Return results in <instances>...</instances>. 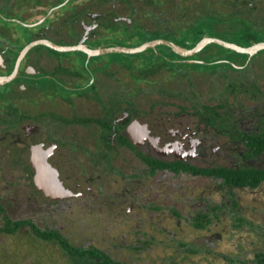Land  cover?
<instances>
[{
    "label": "rangeland",
    "instance_id": "obj_1",
    "mask_svg": "<svg viewBox=\"0 0 264 264\" xmlns=\"http://www.w3.org/2000/svg\"><path fill=\"white\" fill-rule=\"evenodd\" d=\"M156 1L158 5L154 4ZM173 4L187 5L188 0H127L123 5L118 0H91V10L130 17L132 22L153 31L187 23L189 16L173 12ZM252 4L258 7L256 15L264 28V0H253ZM42 10L28 6L24 14L39 17ZM125 26L121 23L117 28ZM102 32L104 35L105 31ZM105 38L118 42V46L137 45L134 40H116L109 34ZM218 51H208L203 56L216 58ZM149 55L146 51L92 58L132 62L122 68L125 88H132V76L138 75L134 83L143 96L142 105L148 103V92L152 91L156 103L166 100L172 115L192 127H205L209 121L224 124L230 132L232 128H250L255 132L262 127L264 51L238 64L228 60L222 64L221 60L212 62L217 67L205 66L211 63L203 60L202 64L176 60L184 65L177 70L160 62L152 64ZM226 64L242 68L228 69ZM230 85L235 91L229 89ZM220 104L223 107L217 108V115L202 110L204 105ZM182 112L189 115L181 116ZM4 156L2 152L0 191H6L8 196L10 218L29 219L41 230L58 231L76 247L99 248L126 264H264V182L255 189L230 188L221 180L205 176L174 172L152 175L124 149L119 164L123 176L112 174L102 178V189L96 190L98 198L53 202L39 190L29 157L21 163ZM238 162L242 163V159L238 158ZM78 163V167L85 164L81 160ZM84 172L82 169L81 173ZM199 215L210 220L203 229L194 226ZM3 227L0 218V264H88L87 259L66 253L58 242L37 238L29 226L14 233L2 232Z\"/></svg>",
    "mask_w": 264,
    "mask_h": 264
},
{
    "label": "flooded vegetation",
    "instance_id": "obj_2",
    "mask_svg": "<svg viewBox=\"0 0 264 264\" xmlns=\"http://www.w3.org/2000/svg\"><path fill=\"white\" fill-rule=\"evenodd\" d=\"M12 1L0 6L6 15V22L0 23V76L11 75L21 52L37 40H49L62 48L82 44L96 50L118 46L105 38L107 34L116 40L129 39L126 32L131 26L127 23L132 19L92 12L91 0H20L17 5ZM118 1L121 5L127 2ZM28 6L43 8V12L39 17H26ZM45 17L33 27L15 21L34 24ZM121 23L127 26L117 28ZM71 52L75 56L67 55ZM92 57L84 50L59 51L39 44L22 59L17 77L0 85V154L21 163L29 157L34 179L47 200L98 198L96 190L102 189V178L123 174L119 164L124 149L152 175H194L162 168V164L177 162L206 169H264V149L256 155L250 140L264 132V122L255 132L250 128H232L230 132L208 117L205 127H192L172 115L166 100L156 103L152 91L148 92V103L142 105L143 96L134 83L138 75L132 76L134 86L125 88L122 68L132 62ZM185 115L189 113H181ZM78 160L85 164L78 167ZM259 160L263 162L257 164ZM5 192L0 191L3 229L8 220L18 221L10 218Z\"/></svg>",
    "mask_w": 264,
    "mask_h": 264
},
{
    "label": "trees",
    "instance_id": "obj_3",
    "mask_svg": "<svg viewBox=\"0 0 264 264\" xmlns=\"http://www.w3.org/2000/svg\"><path fill=\"white\" fill-rule=\"evenodd\" d=\"M4 1L0 0V6L4 5ZM23 1V0H22ZM253 0H188L187 5H172L173 12L178 14H186L189 16L187 23L173 24V26L163 27L162 29L147 30L141 24L133 21L126 34L129 35L128 40H134L137 42V46L142 45L147 41L156 39H165L173 41L178 45L185 48H195L207 37H216L231 43H236L243 47H251L253 44L264 41V28H261L260 21L256 11L257 6H253ZM21 1L17 0L16 5ZM173 2V1H172ZM158 5L157 1L154 3ZM182 9V12L180 10ZM0 23H5L3 19L6 17L4 8L0 9ZM4 16V17H3ZM161 28V27H160ZM165 28V29H164ZM136 37V39H134ZM218 49L219 56L204 57L203 55L208 51H214ZM157 52L160 55H156V51L149 50L150 53L149 62L152 64L161 63L162 66L177 70V68L184 67L183 63L175 62V60H183L184 58L177 54L172 48L167 46L157 47ZM263 52V51H262ZM249 58L248 55L238 53L231 49H226L217 44H211L205 48L201 53L189 57L188 59H199L211 64H205V66L217 67V64H212L219 60H228L235 64H238L240 60ZM170 59V61L168 60ZM247 61H245L246 63ZM225 65V64H223ZM228 69H234L230 64ZM160 66V68H162ZM197 67V65H193ZM180 71V70H179ZM231 91H235L233 85L229 86ZM202 110L205 112L216 113L217 108H222L223 104L218 106H202ZM252 148L260 154L264 149V132L258 136H252L250 138ZM155 166L160 167L158 162ZM162 168H170L177 172L179 170L191 172L194 175H202L209 177H218L224 184L230 188H258L264 182V169H258L256 167L250 168H228L219 167L217 169L196 168L190 165H185L180 162L175 164H162ZM210 220L205 215H199L195 218L194 226L196 228H205L209 224ZM6 227L3 229L6 233H14L19 229L29 226L31 227L34 235L45 241H56L63 248V250L72 257L85 258L88 264H126L125 262L118 261L110 256L105 251L90 247H76L67 238H65L60 232L51 230L44 231L39 229L31 220H8ZM264 262V257H263Z\"/></svg>",
    "mask_w": 264,
    "mask_h": 264
},
{
    "label": "water",
    "instance_id": "obj_4",
    "mask_svg": "<svg viewBox=\"0 0 264 264\" xmlns=\"http://www.w3.org/2000/svg\"><path fill=\"white\" fill-rule=\"evenodd\" d=\"M0 16L2 17L1 14H0ZM45 19H46V17L41 19L40 21L34 23V24H26V23L21 22L19 20H15V21L23 24L24 26L33 27V26H37V25L41 24L42 22H44ZM39 44H45V45L50 46V47H52L56 50H59V51L84 50L90 56H99V55H104V54H109V53L139 54V53H144L148 50H154V51H156V53L158 55H160V53L157 52V47L167 46V47L172 48L177 54H179L180 56L185 58V61H189V62L194 63V64H202L205 62H203L201 60H191L188 58L193 57V56L201 53L205 48H207L211 44L220 45L226 49H231V50H234L238 53L248 55L249 57H253V56L257 55L258 53H260L261 51H264V41L253 44L251 47L246 48V47H243V46L238 45L236 43H231V42H228V41L216 38V37H207L198 46H196L195 48H192V49L185 48L181 45L176 44L173 41H169V40H165V39H156V40H152V41H147V42H145L142 45H139L137 47L114 46V47L100 48V49H96V50L88 49V48L84 47L82 44H80L79 46H76V47L62 48V47L56 45L55 43H53L49 40H37L35 42H32L30 45H28L21 52V54L18 58L17 67L11 75L0 76V85L8 83L17 77L18 69H19V66H20L22 59L26 56V54L33 47H35ZM168 60L170 61V59H168ZM226 61L227 60H221L219 62L222 64V63H225ZM232 66L236 69L242 68L241 66H237L235 64H232Z\"/></svg>",
    "mask_w": 264,
    "mask_h": 264
}]
</instances>
